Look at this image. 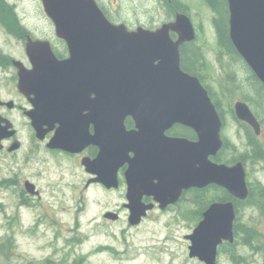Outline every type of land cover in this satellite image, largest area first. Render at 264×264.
Here are the masks:
<instances>
[{
  "label": "water",
  "instance_id": "95a60500",
  "mask_svg": "<svg viewBox=\"0 0 264 264\" xmlns=\"http://www.w3.org/2000/svg\"><path fill=\"white\" fill-rule=\"evenodd\" d=\"M227 2L230 39L246 64L264 83V0ZM42 3L47 16L55 24L57 35L68 43L70 57L59 60L49 42L29 40L27 52L34 68L26 69L22 62H17L19 88L30 101H33L31 95L35 90L40 98L38 118L33 110L27 113L38 128V135L43 137L45 130L36 120L47 121L43 112L50 113L53 109L62 114L65 103L64 98L58 97L51 109L53 105L48 101L53 95L51 89L55 87L56 96H59L69 76L86 72L87 80L92 81L95 73H101L102 112L106 119L133 115L138 121L141 139L135 148L136 156L129 159L130 167L125 173L129 186L128 206L132 210L130 224L140 223L147 209L152 207L142 202L143 191L154 193L162 207L175 202L182 189L203 187L209 183L219 184L235 196H247L244 163L227 165L211 159L224 144V121L199 77L181 67L180 45L197 37L190 15L177 11L174 20L164 22L156 29L138 26L130 30L125 23L111 22L96 0H42ZM171 32L179 35L177 40L172 39ZM33 50L38 53L34 54ZM234 109L240 120L249 123L256 134H260V122L246 101H236ZM174 123L194 129L198 140L168 137L165 130ZM12 126L8 118L0 115V149L4 147V139L15 135ZM64 136L62 128L49 146L78 150L69 147L73 141L65 142ZM19 146L20 141L15 139L9 150H16ZM109 149L103 148L97 167L95 160L85 163L93 171L101 167L100 180L112 187L118 182V164L126 158L120 156L118 164L110 165L106 162L110 159L108 155L113 153ZM153 179L159 182L153 185ZM141 186L144 189H140ZM26 187L29 192H34V183L27 181ZM224 208L230 209L232 220V203H216L204 213L194 233L188 235L190 256H197L206 264H216L219 226H213L211 218L218 216ZM104 217L117 219L118 214L107 212Z\"/></svg>",
  "mask_w": 264,
  "mask_h": 264
},
{
  "label": "rangeland",
  "instance_id": "374dc122",
  "mask_svg": "<svg viewBox=\"0 0 264 264\" xmlns=\"http://www.w3.org/2000/svg\"><path fill=\"white\" fill-rule=\"evenodd\" d=\"M7 1L31 31H52L42 0ZM99 1L112 12L116 22H125L130 28H157L173 18L168 19L159 0ZM181 1L189 6L191 19L205 42L203 51L209 67V77L204 72L205 79L216 89L227 110L223 133L236 145V154L244 153L247 134L228 112L242 95L239 88L230 87L227 74L234 70L243 76L245 71L240 64L231 63L230 57L220 55L214 12L206 2ZM3 39L0 32V45L10 47ZM221 82L224 88L230 87V92L222 93ZM9 116L24 145L15 154L0 151V242L13 237L12 253L6 256L0 251V264H204L189 257L190 241L185 239L191 233L189 219L178 226L177 213L155 212L132 225L129 211L123 206L127 201L124 190L84 188L79 169L64 158L60 164L52 161L41 165L34 160L24 163L22 154L28 151L31 141L27 119L18 111ZM260 139L264 143V136ZM247 149L250 153L251 148ZM39 166L43 173L35 176ZM25 178L38 185L41 197L22 193ZM106 210H118L119 219H105Z\"/></svg>",
  "mask_w": 264,
  "mask_h": 264
},
{
  "label": "flooded vegetation",
  "instance_id": "af4514ba",
  "mask_svg": "<svg viewBox=\"0 0 264 264\" xmlns=\"http://www.w3.org/2000/svg\"><path fill=\"white\" fill-rule=\"evenodd\" d=\"M6 2L13 7L16 17L14 19L15 24L12 25L11 29L7 27L5 17L3 16L2 19L0 18V32L4 36L3 40L5 43L10 46L4 48L0 45V111H2L0 112V115L4 118H8L12 122V127L16 130V133L14 136L4 139V147L0 151L6 150L7 154H15L18 153L24 145L12 117L9 116L10 112L18 111L19 114H22L23 117L27 119L28 134L30 133L31 138L28 151L22 154V159L25 160L23 161L24 163L34 160L36 163H41V165L52 161L60 164L62 161L61 158H64L69 162L71 161L73 166L77 167L80 171V177L83 179L84 188L88 189L92 186H96L103 189L105 192L124 190L123 196L127 201L124 202L123 206L127 208L130 216L132 210L128 206L130 204L128 198L129 186L125 173L130 167L129 159L132 160L136 156L135 148L137 142L141 139L138 135V121L133 115H126L123 117L115 116V118L110 117L106 119V116H104L102 112L103 97L101 89V73H95L94 80L88 81L85 72L81 73L79 76H76L75 74L69 76L68 81L66 80L64 87L61 88L59 96H56L57 92L55 87L51 89L53 95L48 98V101L53 105L54 100L58 99V97L64 98L65 103L63 113L61 114L58 109L54 110V105L51 108L53 109L52 112H43L48 120L44 122L36 120L37 124H40L41 128L45 130L44 136L40 137L38 135V128L33 124V120L27 113V111L33 110L35 117L38 118L39 113L37 111V103L40 95L37 90H35L31 95L33 101H30L20 90V74L17 62H22L26 69L34 68V64L27 52L29 40L49 42L59 60L70 57V48L65 39L57 36L55 25L49 17L46 16V19L51 26V32H33L23 23L15 6L10 4L7 0ZM97 2L110 21L121 23L116 22V19L111 14L112 12L103 2H100L99 0H97ZM22 28H24L26 32H23ZM171 37L173 40H177L179 35L175 32H171ZM192 45L194 48L198 47L202 49V51L205 49V42L201 39L200 35H197L195 40L182 43L180 45L181 67L186 72L196 75L197 77H199V75H197L198 72L207 83V80L205 79L206 76L204 75V72H206V75L209 74L207 61H205L202 66H199L195 62L192 70L183 68L182 64L185 62L183 49L184 47L192 48ZM33 53H38V50H33ZM199 79L201 81L200 77ZM206 83H203L204 86H206ZM208 85L210 89L206 88L208 89L209 95L211 93V99L214 97V100L217 99L219 101L218 111L224 121L222 128L224 144L216 156H211V159L227 165H234L237 162L242 161L246 170L248 194L246 197L241 198L235 196L219 184L209 183L203 187L192 186L188 189H182L179 198L175 202L162 207L161 203L156 200L154 193H146L143 191L141 196L142 202L144 204H150L152 207L147 209V212L142 217L140 223L155 212H175L177 213V219L179 220L178 226H181L180 224L188 219L192 222L191 233L185 235V239L191 243L188 235L194 233L200 222L203 220L204 213L212 205L216 203H232L234 214L232 220L230 209L227 208L220 210L218 216H213L211 218L212 225L214 226L217 224L219 226L220 240L217 244L216 264H264V143L260 139L261 136H264V124L247 100L244 98L238 99L244 100L249 104L256 118L260 122L261 132L260 134H256L254 128L249 123L240 120L236 116L234 105L233 107H230L228 110L230 113L229 115L243 127L248 137L247 146L251 148V151L249 153L247 147L244 153L236 154L237 156L245 155V157L248 158L247 160H235L232 162L224 161V157L228 156L231 150L238 151L236 145L231 144L229 138L223 133L224 127L227 123L225 116L227 110L225 111V108L223 107L224 103L217 97L218 92L216 89L209 83ZM8 102H10L11 105H8ZM62 128L65 130V136L63 137L65 142L71 139L73 144L70 142L71 144H69V147L78 150L73 151L62 147L49 146L51 140ZM165 134L168 137L173 138L185 137L192 141L198 140L196 131L182 123L172 124L165 130ZM252 135L261 144L262 152H260V158H251L254 157L252 153L253 145L249 138ZM15 139L20 141V146L18 149L10 151L9 146ZM118 142L122 144L117 145ZM104 147H110L108 151L113 152L108 155L110 159L106 161L110 165L118 164L121 160L118 159L120 156L126 158L121 164H118V182L112 187L106 186L100 180L101 167L96 168L95 171H93L85 163V161L93 162L94 160L96 163L97 159L102 157ZM120 148L123 149V151L120 150ZM118 152H121V154ZM100 162L102 163V159ZM95 167H97V163L95 164ZM41 173H43V170H40L39 166L35 176ZM27 181L34 183L35 187L33 193L26 189ZM158 182V179L152 180L153 185ZM21 185L22 193L27 192V194L34 197H41V190L32 180L25 178ZM140 189H144L143 186H141ZM24 204L27 203L24 202ZM107 212H115L118 214L117 219L120 217V212L118 210H106L103 215ZM184 213L185 216H189V218H184ZM105 219L113 220L106 217ZM189 257L191 259H199V257H192L190 254ZM203 263L206 264L205 262Z\"/></svg>",
  "mask_w": 264,
  "mask_h": 264
},
{
  "label": "trees",
  "instance_id": "16d2710c",
  "mask_svg": "<svg viewBox=\"0 0 264 264\" xmlns=\"http://www.w3.org/2000/svg\"><path fill=\"white\" fill-rule=\"evenodd\" d=\"M162 3V6L166 8L167 17L174 16L175 12L183 11L189 13V6L181 0H159ZM210 9L214 12L213 15V25L217 33L218 46L220 48V55H225L230 57L231 63L236 62L240 64L241 68L244 69L245 73L242 76L240 73L235 72L234 70H229L227 74V80L230 82V87H236L240 89L241 98L247 100L253 107L257 116L261 119L264 124V83H262L255 73L250 69V67L245 63L241 55L238 53L234 47L230 35H229V8L227 0H204ZM5 17V23L9 29L14 25L16 14L11 5H9L6 0H0V18ZM23 32H26L22 28ZM185 56V62L183 65L184 69L192 70L195 62L202 66L206 61L202 49L192 45V48L184 47L183 49ZM197 75L201 78L203 83L206 81L201 77L197 72ZM208 89H210L208 83L205 84ZM222 93L230 92L229 88H224L222 82L220 84ZM210 92V90H209ZM227 94V93H226ZM211 95V93H210ZM213 97V95H212ZM214 100V97L212 98ZM217 108L219 101L214 100ZM219 109V108H218ZM251 139V144L253 145L252 153L253 159L260 158V152H262V147L259 141L253 137ZM226 143V142H225ZM247 160L248 158L245 155H236L235 150H231L229 155L224 157V161H235V160ZM13 237L9 236L5 242H0V251L8 256L12 253Z\"/></svg>",
  "mask_w": 264,
  "mask_h": 264
}]
</instances>
